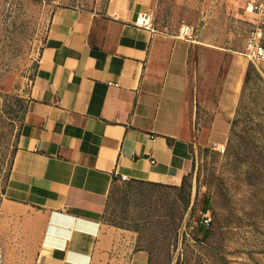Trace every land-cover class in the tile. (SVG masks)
Listing matches in <instances>:
<instances>
[{"label": "crops", "instance_id": "crops-1", "mask_svg": "<svg viewBox=\"0 0 264 264\" xmlns=\"http://www.w3.org/2000/svg\"><path fill=\"white\" fill-rule=\"evenodd\" d=\"M157 1L52 12L2 198L6 212L21 214L34 264L148 263L134 233L104 220L110 190L120 174L181 185L203 136L190 99L189 41L178 27L135 25ZM239 71L218 101L213 141L226 135Z\"/></svg>", "mask_w": 264, "mask_h": 264}, {"label": "rangeland", "instance_id": "rangeland-1", "mask_svg": "<svg viewBox=\"0 0 264 264\" xmlns=\"http://www.w3.org/2000/svg\"><path fill=\"white\" fill-rule=\"evenodd\" d=\"M259 1L154 4V24L192 29L190 99L203 136L196 137L192 166L180 186L127 181L110 190L104 220L134 233L136 247L149 254L147 264H264V72L245 51L255 27L262 29L264 45L263 17L246 10ZM105 2L0 0V264H34L21 214L6 212L2 198L52 12L57 6L100 10ZM242 68L246 76L235 109L222 120L226 135L213 141L218 101ZM204 217L210 219L207 227Z\"/></svg>", "mask_w": 264, "mask_h": 264}, {"label": "built area", "instance_id": "built-area-1", "mask_svg": "<svg viewBox=\"0 0 264 264\" xmlns=\"http://www.w3.org/2000/svg\"><path fill=\"white\" fill-rule=\"evenodd\" d=\"M246 10L250 12L258 10L264 21V0L248 3ZM135 25L145 29L153 30L154 26L152 13L149 12L139 14L135 20ZM178 36L186 41H193L192 29L187 24H182L179 27ZM262 38L263 31L260 27H255L248 31L245 41V51L249 59L256 60L261 64L262 71L264 72V45L262 43ZM118 180L123 182L127 179L125 175L120 174ZM202 224L206 227L209 226L210 219L208 217H204Z\"/></svg>", "mask_w": 264, "mask_h": 264}, {"label": "trees", "instance_id": "trees-1", "mask_svg": "<svg viewBox=\"0 0 264 264\" xmlns=\"http://www.w3.org/2000/svg\"><path fill=\"white\" fill-rule=\"evenodd\" d=\"M245 76H246V73H245ZM184 180V179H183ZM145 182V181H144ZM148 183H154V182H148ZM182 183H183V181H182ZM181 183V184H182ZM154 184H161V183H154ZM162 185H164V184H162ZM167 186H171V185H167ZM180 186V185H179ZM171 187H178V186H171ZM203 225V224H202ZM204 226V225H203Z\"/></svg>", "mask_w": 264, "mask_h": 264}]
</instances>
